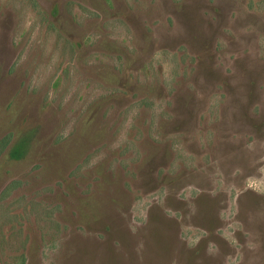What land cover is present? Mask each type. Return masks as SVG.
<instances>
[{"label":"rangeland","instance_id":"obj_1","mask_svg":"<svg viewBox=\"0 0 264 264\" xmlns=\"http://www.w3.org/2000/svg\"><path fill=\"white\" fill-rule=\"evenodd\" d=\"M0 264H264V0H0Z\"/></svg>","mask_w":264,"mask_h":264}]
</instances>
